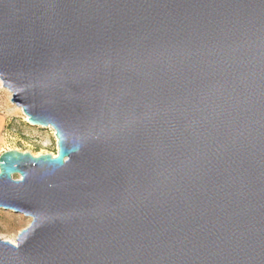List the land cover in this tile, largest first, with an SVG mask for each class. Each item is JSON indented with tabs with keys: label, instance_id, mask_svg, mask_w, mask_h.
Returning <instances> with one entry per match:
<instances>
[{
	"label": "water",
	"instance_id": "obj_1",
	"mask_svg": "<svg viewBox=\"0 0 264 264\" xmlns=\"http://www.w3.org/2000/svg\"><path fill=\"white\" fill-rule=\"evenodd\" d=\"M0 83V264H264V0H0Z\"/></svg>",
	"mask_w": 264,
	"mask_h": 264
},
{
	"label": "rangeland",
	"instance_id": "obj_2",
	"mask_svg": "<svg viewBox=\"0 0 264 264\" xmlns=\"http://www.w3.org/2000/svg\"><path fill=\"white\" fill-rule=\"evenodd\" d=\"M10 101L11 94L0 83V155L7 151L28 153L33 157L56 155L54 131L49 127L29 126L20 108ZM30 222L29 217L0 209V239L15 241Z\"/></svg>",
	"mask_w": 264,
	"mask_h": 264
},
{
	"label": "bare ground",
	"instance_id": "obj_3",
	"mask_svg": "<svg viewBox=\"0 0 264 264\" xmlns=\"http://www.w3.org/2000/svg\"><path fill=\"white\" fill-rule=\"evenodd\" d=\"M21 110V109H20ZM24 115V114H23ZM24 117H25V120H26V122H27V119H26V116L24 115ZM7 242H9V243H11V244H14L15 245V243H16V240L14 241V240H6Z\"/></svg>",
	"mask_w": 264,
	"mask_h": 264
}]
</instances>
